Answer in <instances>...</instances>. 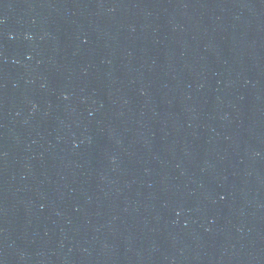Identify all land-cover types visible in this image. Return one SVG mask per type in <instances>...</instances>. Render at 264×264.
I'll return each instance as SVG.
<instances>
[{"label":"water","instance_id":"1","mask_svg":"<svg viewBox=\"0 0 264 264\" xmlns=\"http://www.w3.org/2000/svg\"><path fill=\"white\" fill-rule=\"evenodd\" d=\"M0 264H264V0H0Z\"/></svg>","mask_w":264,"mask_h":264}]
</instances>
